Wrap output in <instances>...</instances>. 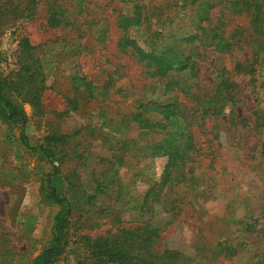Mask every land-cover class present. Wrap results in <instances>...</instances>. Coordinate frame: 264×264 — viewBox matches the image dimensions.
<instances>
[{"label":"rangeland","instance_id":"obj_1","mask_svg":"<svg viewBox=\"0 0 264 264\" xmlns=\"http://www.w3.org/2000/svg\"><path fill=\"white\" fill-rule=\"evenodd\" d=\"M47 1L41 0L33 17L25 18L18 11L29 0H0V12L5 13L0 19V77L13 80L20 68V43L26 40L37 48L33 58L39 62L43 79L41 93L32 101L12 96L25 116L24 125L19 120L6 121L0 111V264H35L47 247L55 218L64 210L47 199L51 188L59 198L73 203L67 227L70 243L55 264H78L86 255L85 241L146 222L159 232L156 248L160 253L171 250L194 258V243H206L207 251L210 233L216 236L219 229L222 240L237 239L236 224L256 217L264 206V158L258 153L264 129L237 126L232 130L227 121L207 119L195 131V139L205 142L202 148L208 153L209 133L221 137L223 124L230 129V148L218 149L212 156L213 168L202 170L200 176L204 185L210 178L218 187L211 194L203 185L194 189L203 193L202 198L184 189L178 190L188 194L187 199L173 194L177 186L168 187L167 182H175L176 172L168 176L172 171L169 156L153 157L148 149L168 132H184V116L196 107L192 97L216 95L219 76L238 60L247 68L243 75L233 77L236 97L241 100L234 110L254 121V112L264 105V26L253 40L250 15H227L222 7L227 0L196 3L200 15L206 4L213 7L207 23L200 24L210 30V36L221 33L226 38L238 30L229 56L220 48H206L210 43L206 33L195 27L197 11L186 12L181 21L185 27H176L178 16L184 15L176 0H63L66 24L56 28L47 24ZM190 24L195 26L189 28ZM164 29L165 36L158 35ZM171 33L181 39L174 41L168 37ZM189 33L199 34L198 40L190 42ZM130 41L142 56L128 53ZM164 52L161 62L155 60ZM150 64L156 68L153 78L146 72L152 71ZM122 66L126 77L118 85L129 82L136 100L143 97L140 87L147 86L144 103L153 104L146 110L158 106L153 115L166 127L159 134L140 130L120 114H128L126 106L131 101L112 88L118 78L114 71ZM158 82L163 83L162 89ZM175 83L189 90L180 93ZM193 84L201 91L195 92ZM152 92H160L161 97ZM102 97L110 99L101 104ZM222 109L228 113L230 107ZM40 147L52 151V156L46 157ZM252 148L255 151L248 154ZM164 173L167 184L163 183L162 193L172 195L166 203H144L146 192ZM102 188L108 190L105 195ZM153 190L147 195L157 193L156 186ZM94 195L95 202L90 200ZM206 222L211 224L205 226ZM260 259L250 247L213 264H260Z\"/></svg>","mask_w":264,"mask_h":264},{"label":"trees","instance_id":"obj_2","mask_svg":"<svg viewBox=\"0 0 264 264\" xmlns=\"http://www.w3.org/2000/svg\"><path fill=\"white\" fill-rule=\"evenodd\" d=\"M29 1L30 3H26V8L18 11L25 18H32L35 10L39 6V2H41V0ZM201 1L202 0L175 1L176 4L179 5L177 8L179 10H184L182 12L184 15H180L177 18L178 22L176 27L178 29L185 27V25H181V21L185 19V13L188 11L196 12L197 7L194 5L200 2V5L202 6L203 3ZM44 6L47 10V24L51 28H56L66 24V9L64 7L65 2L63 0H48ZM222 7L227 12V15L230 16H241L243 14L250 15V26L252 30L251 35L253 40L255 36H258V33H260L264 26V0H227L222 4ZM212 8V6H208V4H206V11L202 10V15L199 14L201 12L200 8L199 11H197L199 24L197 26L190 24L189 28L193 25L198 28L196 29L197 31L203 33L202 35L206 33V40L207 42H210L206 45V48H220L222 53H227V55L230 56V52L235 46V44L232 43L233 38L237 36L238 30H233L232 35L222 38L221 33L215 35L212 34V36H210V30L200 26V24L204 21L207 23L209 20L208 13ZM23 11H25V15L22 14ZM21 15L16 16L21 17ZM4 16L5 13L1 14L0 12V19ZM128 21H131V19H128ZM1 27L2 26H0V28ZM165 30L166 29L161 30L158 35H164ZM166 32L168 34L170 33L169 31ZM198 35L199 34L195 35L193 33H189L190 42L198 40ZM168 37H171L174 41H179L181 39L172 33ZM130 43L131 41L128 42V47L130 48L128 53H131L136 58L142 56L143 54L132 47ZM131 44L133 45V43ZM236 45L239 46L240 43H236ZM253 48L254 46H252L251 51ZM36 49V47L31 46L26 40H23L20 43L17 56V63L20 65V68L16 74L12 75V77L14 76L13 80L7 76L0 77V111L3 118L8 122H15L19 120L23 123V125L25 124V116L16 104V101L13 100V95L16 97H21L23 95L26 98H30L32 101V99L38 97L39 93H41L43 79L39 69V62L37 59L33 58ZM126 51L127 50L124 52ZM163 54H165V52L155 56V60L161 62L164 57ZM194 57L195 56H193V58ZM241 61L242 60H238L230 71H224L225 68H222V72H224L219 76V80L213 91L216 92V95L209 98L199 97V95L192 97L196 103V107L192 108L188 117L184 116V132L181 134L178 132H168L167 137L163 140L153 143V145H149L150 148L148 149V152L150 151L153 157L169 156L170 162L168 164L172 168V171L169 172L168 176H171L172 173L175 172L176 176H173L175 182L172 183L170 181L169 183V181L167 182V176L164 173L159 180L160 182L153 183V186L146 192L144 203H147L149 200H151V203L156 204H159L160 201L162 203H166L165 201L172 195L171 193H169V195L164 192L162 193L163 183L166 182L168 183V187L177 186V189H174L173 194L178 193L183 197V199H187L189 195L179 191L178 189H184L185 192L193 191L196 197L202 198L204 196L203 193H200L199 191L196 192L194 189L203 185L208 188L211 194L218 186H216L210 178H207V186L204 185V180H201L200 176L204 174L202 170L213 168L214 160L212 156L216 155L218 149L230 148L228 143L230 138L228 136L230 134V129H236L237 126H240L241 129L247 130L249 128L264 129V105L261 109H257L254 112V121L239 116L238 112L234 110V106L241 103V100L236 97V88L238 86L233 80V77L237 78L238 76L243 75V71L247 68V64ZM148 69L152 71L146 72L153 78V76L156 75L154 72L156 68L150 64L148 65ZM123 70L124 68L122 66L121 69L119 68L114 71V73H118V78L116 80V84H112V88H116L117 94H119L122 99H131V101L128 105L129 107L126 106V108H129V111H127L128 114H120L124 118L128 117L130 121L135 122L136 126L140 128V130H144L151 134H159L160 131H163L166 127L164 123L157 121V116L153 115V113L158 111V106H152L154 109H150L149 111L146 110L148 105L153 104V102L144 103V95L147 94L144 89L147 86L143 85L140 87V91L143 92V97H140L137 100L134 99V94L131 93L132 85H130L129 82H127L124 87L118 85L117 83L126 77ZM162 85L163 83L161 85H159V82L157 83V86L160 89L163 88ZM180 85L181 84L179 83H175V86H177L176 88L180 89L178 90L180 93L189 90V86L181 88ZM191 87L196 88L195 92L201 91L198 85L196 87V85L193 84ZM150 94L161 97L160 92H152ZM102 99L103 101H101V104L105 102V99H110V97H102ZM177 106L178 108H181V105L178 104ZM226 106L230 107L228 113L222 109ZM207 119L208 122L215 123L218 121H227L230 128L227 129V125L223 124L221 137L209 133L211 140L208 141L210 144L207 148L209 151L208 153H206V148H202L205 142H198L194 137L195 131L203 128ZM140 136H145V134H141ZM184 136L185 138L182 139L181 137ZM132 140L136 141L135 138ZM217 141L218 143L215 145ZM253 150L254 148L247 150L248 154L255 151ZM40 151L48 158L52 156V151L49 153L47 148L40 147ZM258 153L262 158H264V143H261ZM208 156L210 158L209 161ZM249 158L252 159L255 157H250L249 155ZM51 163H53V161H51ZM53 169L55 168L53 167ZM170 178H172V176ZM154 186L157 187V193L147 195L148 192H156L153 190ZM100 190L104 195L108 191L105 188ZM46 194L47 199L50 202L64 206V210H60L56 216L52 227L51 240L40 256L35 260V264H55L63 255L70 243V236L67 233V227L73 203L71 204L65 197L59 198L53 188H51ZM90 200L95 202L96 195L91 197ZM139 213H143V204H140L139 206ZM146 223L147 224H143L141 227L139 226L134 229L127 230L122 229L117 234L113 233L109 236L94 238L93 240L85 237L84 239H89L85 241L86 255L78 262V264H203L201 263L203 261L206 264H213L216 260L236 255L239 251L246 250V248L250 247L259 258H262L259 261L260 264H264V206L261 211L256 212V217L250 220L247 218L246 220L240 221L236 224L237 229L235 234L239 236L237 239L222 240V233L219 229V233L216 236H214L213 232L210 233L209 237H211V239L209 238L210 242L208 243L209 246L207 251L206 243L196 241L193 245L196 256L194 258L184 257L180 253L171 250H167L162 253L158 252L156 244L160 241L159 232L158 230H154L149 227L148 224L150 222ZM219 223H222V219ZM204 224L205 226L206 224L209 226L211 222L210 224L208 222ZM253 227L255 229H253ZM198 239L206 240V237L200 236Z\"/></svg>","mask_w":264,"mask_h":264}]
</instances>
